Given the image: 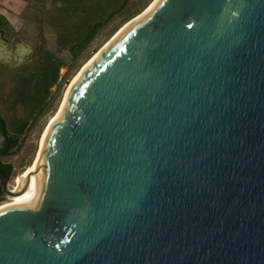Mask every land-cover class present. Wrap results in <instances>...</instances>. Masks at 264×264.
<instances>
[{
    "label": "water",
    "instance_id": "water-1",
    "mask_svg": "<svg viewBox=\"0 0 264 264\" xmlns=\"http://www.w3.org/2000/svg\"><path fill=\"white\" fill-rule=\"evenodd\" d=\"M38 161L35 198L0 211V264H264V0H158L74 82Z\"/></svg>",
    "mask_w": 264,
    "mask_h": 264
},
{
    "label": "rangeland",
    "instance_id": "rangeland-1",
    "mask_svg": "<svg viewBox=\"0 0 264 264\" xmlns=\"http://www.w3.org/2000/svg\"><path fill=\"white\" fill-rule=\"evenodd\" d=\"M151 1L0 0V117L17 142L1 158L12 167L9 190L18 172L35 164L41 137L74 75ZM97 24L101 27L83 46ZM8 199L4 194L0 205Z\"/></svg>",
    "mask_w": 264,
    "mask_h": 264
},
{
    "label": "bare ground",
    "instance_id": "bare-ground-1",
    "mask_svg": "<svg viewBox=\"0 0 264 264\" xmlns=\"http://www.w3.org/2000/svg\"><path fill=\"white\" fill-rule=\"evenodd\" d=\"M158 0H152L140 13H138L136 16H134L133 18H131L130 20H128L127 22H125L120 28L119 30L114 34V36L101 48L99 49L95 54L92 55V57H90L86 63L84 64V66L78 71V73H76L70 83V85L67 87L65 93H64V97L63 100L61 102L60 108L58 109V111L50 118L49 123L41 137L40 140V149H39V153L37 155V160L35 162V164L37 162H39L38 160H40V154H41V150H42V145H43V141L44 138L49 130V128L51 127V125L53 124V122L56 120V118L60 115V113L63 110V107L65 105L68 93L70 91V88L72 87V85L74 84V82L81 76V74L84 72V70L87 68V66L103 51V49H105L117 36L118 34L123 31L126 27H128L130 24H132L133 22L137 21L138 19H140L141 17H143L145 14H147L150 9L156 4ZM35 164H33L32 166L27 167V169L20 175H18L17 177V182L14 185V190H12V192L16 193V195L9 197L7 202H4L0 205V211L4 210L6 208H9L11 206L14 205H18V204H22V203H26L29 201H32L35 198L36 195V186L34 184L35 182V175H32L31 179H30V183H29V187L28 189L24 192V193H18L19 190H21L23 182L25 180V178L34 170V166Z\"/></svg>",
    "mask_w": 264,
    "mask_h": 264
},
{
    "label": "trees",
    "instance_id": "trees-1",
    "mask_svg": "<svg viewBox=\"0 0 264 264\" xmlns=\"http://www.w3.org/2000/svg\"><path fill=\"white\" fill-rule=\"evenodd\" d=\"M125 4L122 6L124 7ZM4 26V20L3 18H0V30L1 27ZM99 27H101V24H97L95 25V27H93L87 37L84 40V45H86L95 35V32L97 31V29H99ZM81 46V47H83ZM57 72H58V68H56L55 72H54V78L52 80V82L54 81V79L57 76ZM0 137H2V143L0 145V176L7 179V177L11 174L12 172V167L9 164L3 163L1 161L2 157H6L8 155H10V151L12 150V148L15 147L16 145V138L11 135L9 133V131L7 130L6 126H5V122L4 120L0 117Z\"/></svg>",
    "mask_w": 264,
    "mask_h": 264
},
{
    "label": "flooded vegetation",
    "instance_id": "flooded-vegetation-1",
    "mask_svg": "<svg viewBox=\"0 0 264 264\" xmlns=\"http://www.w3.org/2000/svg\"><path fill=\"white\" fill-rule=\"evenodd\" d=\"M10 176V175H9ZM9 176L7 177V179L9 178ZM3 178V177H2ZM6 182H7V179L3 178ZM4 193L0 190V199L1 197H3Z\"/></svg>",
    "mask_w": 264,
    "mask_h": 264
},
{
    "label": "built area",
    "instance_id": "built-area-1",
    "mask_svg": "<svg viewBox=\"0 0 264 264\" xmlns=\"http://www.w3.org/2000/svg\"><path fill=\"white\" fill-rule=\"evenodd\" d=\"M12 190H14V188H13ZM12 190H11V191H12Z\"/></svg>",
    "mask_w": 264,
    "mask_h": 264
}]
</instances>
